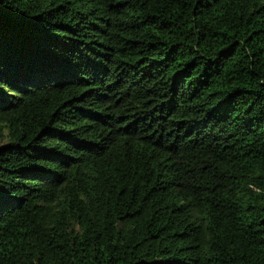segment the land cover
<instances>
[{
  "label": "trees",
  "instance_id": "obj_1",
  "mask_svg": "<svg viewBox=\"0 0 264 264\" xmlns=\"http://www.w3.org/2000/svg\"><path fill=\"white\" fill-rule=\"evenodd\" d=\"M0 21V264H264V0Z\"/></svg>",
  "mask_w": 264,
  "mask_h": 264
},
{
  "label": "snow or ice",
  "instance_id": "obj_2",
  "mask_svg": "<svg viewBox=\"0 0 264 264\" xmlns=\"http://www.w3.org/2000/svg\"><path fill=\"white\" fill-rule=\"evenodd\" d=\"M0 24H2V21H0ZM7 197V193L0 191V202H2Z\"/></svg>",
  "mask_w": 264,
  "mask_h": 264
}]
</instances>
